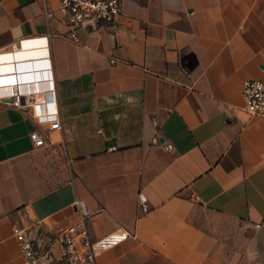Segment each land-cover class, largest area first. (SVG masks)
Returning a JSON list of instances; mask_svg holds the SVG:
<instances>
[{
    "label": "crops",
    "instance_id": "1",
    "mask_svg": "<svg viewBox=\"0 0 264 264\" xmlns=\"http://www.w3.org/2000/svg\"><path fill=\"white\" fill-rule=\"evenodd\" d=\"M122 3L75 43L40 1L0 0V86L50 57L63 140L34 147L30 109L0 100V264H24L17 225L59 264L77 198L92 238L131 233L98 264H264V117L242 96L264 81V0Z\"/></svg>",
    "mask_w": 264,
    "mask_h": 264
},
{
    "label": "built area",
    "instance_id": "2",
    "mask_svg": "<svg viewBox=\"0 0 264 264\" xmlns=\"http://www.w3.org/2000/svg\"><path fill=\"white\" fill-rule=\"evenodd\" d=\"M43 4V15L50 20L59 18L69 27L66 37L72 42L79 43L77 34L79 29L90 33L115 26L118 17L122 14V0H37ZM57 13L60 15L57 17ZM19 44L12 46V49ZM40 66L36 69L38 78H31L27 84H33L28 92L17 90V83L3 86H12L9 93L0 95V100L6 101L13 107L28 108L37 125L30 132L29 138L34 147L52 145L54 151L63 148V140H52L51 134L62 130V119L58 109L56 85L50 57L41 58ZM115 61V60H114ZM113 61V62H114ZM36 82V84H34ZM38 83L43 84L41 87ZM242 96L245 101V111L250 116L264 117V81L247 79L243 82ZM42 98V102H39ZM172 148L171 144L165 146ZM141 210L150 211L146 198L139 196ZM73 207L79 214L78 220L61 230L53 242L62 250V259L66 264H98L97 258L103 252L117 246L126 240L131 233L121 229L109 233L101 238H92L88 229V221L93 213L87 201L77 198ZM13 233L19 241L20 255L24 264H43V259L49 256L50 248L34 237L29 229L20 225L14 226Z\"/></svg>",
    "mask_w": 264,
    "mask_h": 264
},
{
    "label": "bare ground",
    "instance_id": "3",
    "mask_svg": "<svg viewBox=\"0 0 264 264\" xmlns=\"http://www.w3.org/2000/svg\"><path fill=\"white\" fill-rule=\"evenodd\" d=\"M40 61L42 60H39V62H37V68L40 66ZM23 66V65H22ZM21 65H17V70L18 71H21L20 69L24 68L22 67ZM36 73V71H34ZM21 74H25L24 77H28V76H31V78H33V70H32V64L30 65V68H29V71H26V72H23ZM37 78L39 77L38 74H36ZM12 78V77H11ZM19 78V77H18ZM36 78V79H37ZM35 79V78H34ZM27 82L29 81H26V82H21L20 80L17 81L16 77H14V80L11 81V80H7L6 83H3L1 86H0V89H1V92H0V95L2 94H6V93H9L11 92L12 90V86H3V85H8V84H15L17 83V90H21L22 92H28L30 89H32V85L33 84H27ZM36 84V82L34 83ZM43 84L41 83H38V86L41 87ZM40 101L39 102H42V98L39 99Z\"/></svg>",
    "mask_w": 264,
    "mask_h": 264
},
{
    "label": "rangeland",
    "instance_id": "4",
    "mask_svg": "<svg viewBox=\"0 0 264 264\" xmlns=\"http://www.w3.org/2000/svg\"><path fill=\"white\" fill-rule=\"evenodd\" d=\"M59 264H66V262L63 259H60V263Z\"/></svg>",
    "mask_w": 264,
    "mask_h": 264
}]
</instances>
